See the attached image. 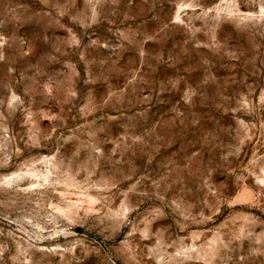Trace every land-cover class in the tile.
I'll use <instances>...</instances> for the list:
<instances>
[{"label":"rangeland","instance_id":"374dc122","mask_svg":"<svg viewBox=\"0 0 264 264\" xmlns=\"http://www.w3.org/2000/svg\"><path fill=\"white\" fill-rule=\"evenodd\" d=\"M0 264H264V0H0Z\"/></svg>","mask_w":264,"mask_h":264}]
</instances>
